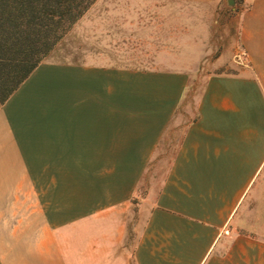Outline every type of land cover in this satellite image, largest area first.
<instances>
[{
	"label": "crops",
	"instance_id": "0c3cea01",
	"mask_svg": "<svg viewBox=\"0 0 264 264\" xmlns=\"http://www.w3.org/2000/svg\"><path fill=\"white\" fill-rule=\"evenodd\" d=\"M232 5L229 73L46 62L0 106V208L43 209L49 241L0 264H264L243 227L264 175V0Z\"/></svg>",
	"mask_w": 264,
	"mask_h": 264
},
{
	"label": "rangeland",
	"instance_id": "374dc122",
	"mask_svg": "<svg viewBox=\"0 0 264 264\" xmlns=\"http://www.w3.org/2000/svg\"><path fill=\"white\" fill-rule=\"evenodd\" d=\"M217 4L96 0L64 34L60 51L49 61L72 62L77 58L76 62L90 64L120 62L132 68L187 69L193 75L229 73L232 64L225 65L224 61L231 60V51L223 53L224 49H219L216 54L217 44L232 42L233 32L228 28L236 22L227 13L221 17V10L233 5L227 0H222L218 8ZM221 31H225L224 35ZM220 53L225 58L216 64ZM43 212V209L0 208V263L2 255H7L10 249L48 247ZM245 220L246 231L264 238V175Z\"/></svg>",
	"mask_w": 264,
	"mask_h": 264
},
{
	"label": "trees",
	"instance_id": "16d2710c",
	"mask_svg": "<svg viewBox=\"0 0 264 264\" xmlns=\"http://www.w3.org/2000/svg\"><path fill=\"white\" fill-rule=\"evenodd\" d=\"M96 0H0V106L42 63Z\"/></svg>",
	"mask_w": 264,
	"mask_h": 264
},
{
	"label": "water",
	"instance_id": "95a60500",
	"mask_svg": "<svg viewBox=\"0 0 264 264\" xmlns=\"http://www.w3.org/2000/svg\"><path fill=\"white\" fill-rule=\"evenodd\" d=\"M228 4L232 5L233 4V0H229Z\"/></svg>",
	"mask_w": 264,
	"mask_h": 264
}]
</instances>
